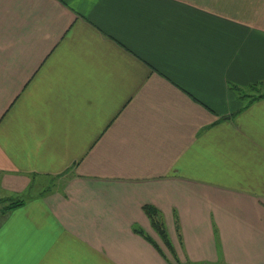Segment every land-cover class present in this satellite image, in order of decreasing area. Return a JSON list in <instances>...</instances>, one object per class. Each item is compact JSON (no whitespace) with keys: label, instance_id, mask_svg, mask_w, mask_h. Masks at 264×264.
Wrapping results in <instances>:
<instances>
[{"label":"crops","instance_id":"crops-1","mask_svg":"<svg viewBox=\"0 0 264 264\" xmlns=\"http://www.w3.org/2000/svg\"><path fill=\"white\" fill-rule=\"evenodd\" d=\"M250 87L264 0H0V264H264Z\"/></svg>","mask_w":264,"mask_h":264},{"label":"trees","instance_id":"trees-1","mask_svg":"<svg viewBox=\"0 0 264 264\" xmlns=\"http://www.w3.org/2000/svg\"><path fill=\"white\" fill-rule=\"evenodd\" d=\"M249 89H254L256 92L257 90L254 87H250ZM238 91L240 92L239 97L243 98L245 97V99L249 102H251L254 99L257 98H264V93L263 92H257V94H247L245 92H241V89H238ZM242 93V94H241ZM0 202H3L2 200H0ZM23 204L22 200H16V201H8L6 202V204L1 208L3 212L11 210L13 208L19 207ZM143 211L146 214V216L148 217L150 224L152 226V228L154 229V231L157 233V235L160 237V239L162 240L165 248H167V250L172 254V244L169 240V237L167 235L166 229L164 227L163 221H162V217L161 214L159 213V211L152 205H144L143 206ZM135 232L142 234L146 237V239L148 238L140 229H135Z\"/></svg>","mask_w":264,"mask_h":264},{"label":"rangeland","instance_id":"rangeland-1","mask_svg":"<svg viewBox=\"0 0 264 264\" xmlns=\"http://www.w3.org/2000/svg\"><path fill=\"white\" fill-rule=\"evenodd\" d=\"M244 92L247 94L253 93L252 89H246ZM57 182H58L57 178L37 177L34 179L31 188L29 189V191H27L26 194L24 193L21 195H16L15 198L10 199V200H4L3 202L16 201V200H21V199L25 200V198H27V196H30V195L35 196L37 194L44 193L45 191L50 190L51 188H54L56 186L55 184H57ZM172 254L176 256V254L174 253V249L172 250Z\"/></svg>","mask_w":264,"mask_h":264}]
</instances>
